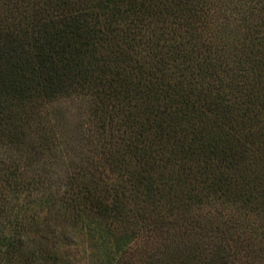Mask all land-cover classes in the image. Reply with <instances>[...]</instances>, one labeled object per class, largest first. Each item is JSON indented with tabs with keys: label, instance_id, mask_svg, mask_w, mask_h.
I'll return each instance as SVG.
<instances>
[{
	"label": "trees",
	"instance_id": "16d2710c",
	"mask_svg": "<svg viewBox=\"0 0 264 264\" xmlns=\"http://www.w3.org/2000/svg\"><path fill=\"white\" fill-rule=\"evenodd\" d=\"M76 98L58 217L107 232L114 264L134 243L147 264H264V0H0V264H57L28 237L27 168Z\"/></svg>",
	"mask_w": 264,
	"mask_h": 264
},
{
	"label": "rangeland",
	"instance_id": "374dc122",
	"mask_svg": "<svg viewBox=\"0 0 264 264\" xmlns=\"http://www.w3.org/2000/svg\"><path fill=\"white\" fill-rule=\"evenodd\" d=\"M233 16L237 17L238 14L235 12ZM235 33L231 32V35ZM81 103L76 98L71 101H61L54 106L60 115L58 135L62 147L54 151L57 154L54 156L55 160L53 158L54 161L47 158L46 161L34 163L27 168L30 176L38 171L39 175L45 179L40 191L34 192L35 194H31L27 199L35 200V195L37 198L26 212L30 217L34 215L35 220L34 230L32 228L28 237L30 240L41 241L51 251H55L59 256L57 264H114L120 254L116 252L114 240L107 232L96 228L94 224L87 223L86 220L73 222L68 220L69 217H66L68 219L58 217L52 208V203L57 200V198L54 200V197L58 196L59 184L82 154L80 131L86 114ZM139 247L140 245L134 243L133 246L126 248L125 258L131 259L129 264H147L151 251L148 250L146 257L137 261L135 255ZM124 255L125 253L122 256Z\"/></svg>",
	"mask_w": 264,
	"mask_h": 264
}]
</instances>
